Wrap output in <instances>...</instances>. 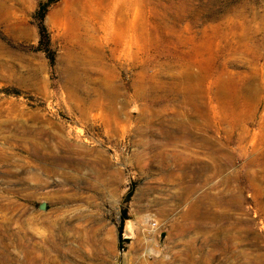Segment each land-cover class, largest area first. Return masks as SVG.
<instances>
[{
	"label": "rangeland",
	"instance_id": "rangeland-1",
	"mask_svg": "<svg viewBox=\"0 0 264 264\" xmlns=\"http://www.w3.org/2000/svg\"><path fill=\"white\" fill-rule=\"evenodd\" d=\"M41 1L0 0V264H264V0H56L53 68Z\"/></svg>",
	"mask_w": 264,
	"mask_h": 264
},
{
	"label": "trees",
	"instance_id": "trees-1",
	"mask_svg": "<svg viewBox=\"0 0 264 264\" xmlns=\"http://www.w3.org/2000/svg\"><path fill=\"white\" fill-rule=\"evenodd\" d=\"M56 0H44L38 3L37 8L35 12L33 13V22L37 30V35H38V42H37V47L36 49L46 55V58L49 62L50 67L55 66L56 62V55L55 52L51 49V44H50V36L48 33V30L44 24V19L46 17V14L49 10V8L55 4ZM5 92L9 94V90L6 89ZM126 220L125 214L122 215L120 219V225L118 227V238H119V246L122 248V243L126 242V240L122 239V230H123V224Z\"/></svg>",
	"mask_w": 264,
	"mask_h": 264
},
{
	"label": "water",
	"instance_id": "water-1",
	"mask_svg": "<svg viewBox=\"0 0 264 264\" xmlns=\"http://www.w3.org/2000/svg\"><path fill=\"white\" fill-rule=\"evenodd\" d=\"M38 210H39V211H44V210H46V203H45V202H41V203L38 205Z\"/></svg>",
	"mask_w": 264,
	"mask_h": 264
}]
</instances>
